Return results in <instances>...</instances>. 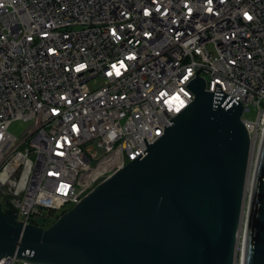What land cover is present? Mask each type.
Masks as SVG:
<instances>
[{"label": "built area", "instance_id": "obj_1", "mask_svg": "<svg viewBox=\"0 0 264 264\" xmlns=\"http://www.w3.org/2000/svg\"><path fill=\"white\" fill-rule=\"evenodd\" d=\"M197 70L242 102L257 165L264 0H0L3 211L49 226L165 133Z\"/></svg>", "mask_w": 264, "mask_h": 264}, {"label": "water", "instance_id": "obj_2", "mask_svg": "<svg viewBox=\"0 0 264 264\" xmlns=\"http://www.w3.org/2000/svg\"><path fill=\"white\" fill-rule=\"evenodd\" d=\"M200 70V69H199ZM195 95L138 157L47 227L0 204V258L38 264H235L250 170L243 104L222 90ZM246 264H264V145Z\"/></svg>", "mask_w": 264, "mask_h": 264}, {"label": "bare ground", "instance_id": "obj_3", "mask_svg": "<svg viewBox=\"0 0 264 264\" xmlns=\"http://www.w3.org/2000/svg\"><path fill=\"white\" fill-rule=\"evenodd\" d=\"M255 169L252 174L248 175V179L246 181L245 187V200L244 207L242 211V218L240 222V226L237 232L236 237V248H235V264H246L247 261V251H248V243H249V228L251 221V214L253 208V198H254V190L257 180V171L258 164L254 165Z\"/></svg>", "mask_w": 264, "mask_h": 264}, {"label": "rangeland", "instance_id": "obj_4", "mask_svg": "<svg viewBox=\"0 0 264 264\" xmlns=\"http://www.w3.org/2000/svg\"><path fill=\"white\" fill-rule=\"evenodd\" d=\"M249 118H253L254 117V113L248 114L247 115ZM31 122L30 121H23V120H18L12 123V125L10 126L9 130L17 135L20 136L22 135L26 130L29 129ZM255 165V164H254ZM254 165H252V167L249 170V174L251 175L253 170L255 169ZM248 193V191H247ZM247 193H246V197H247ZM246 202V200H245Z\"/></svg>", "mask_w": 264, "mask_h": 264}, {"label": "trees", "instance_id": "obj_5", "mask_svg": "<svg viewBox=\"0 0 264 264\" xmlns=\"http://www.w3.org/2000/svg\"><path fill=\"white\" fill-rule=\"evenodd\" d=\"M47 215V214H46ZM49 215H50V213H49Z\"/></svg>", "mask_w": 264, "mask_h": 264}]
</instances>
